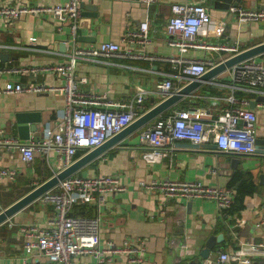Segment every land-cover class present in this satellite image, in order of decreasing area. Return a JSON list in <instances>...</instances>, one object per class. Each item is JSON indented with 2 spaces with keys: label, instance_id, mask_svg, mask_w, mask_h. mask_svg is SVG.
<instances>
[{
  "label": "crops",
  "instance_id": "crops-1",
  "mask_svg": "<svg viewBox=\"0 0 264 264\" xmlns=\"http://www.w3.org/2000/svg\"><path fill=\"white\" fill-rule=\"evenodd\" d=\"M66 1L0 0V7L29 10L63 5ZM176 3H196L207 9L216 26L222 28L218 38H205L212 45L234 46L239 52L264 42V21L239 23L227 15V10L211 8L209 0H89L82 5L93 7L94 11L81 12L79 25L73 34L67 23H60L50 13L25 12L8 23L0 18V162L16 170V177L12 180L0 178V209L60 169V154L53 148H48L43 154L34 152L32 160L25 163L20 159L14 142L36 144L41 141L45 128H55L64 106V95L60 89L64 81L51 73L27 74L22 71L63 63L71 42L79 48L114 42L121 50L127 49L131 55L140 58L99 59L107 63L77 61L75 77L85 80L77 84V92L82 97H100L102 101L118 103L142 89L146 92L144 105L147 110L164 98L157 94L156 84L174 72L171 64L156 58L179 56L165 33V25L171 17L170 6ZM237 5L245 9L264 8V0H241ZM87 13H95V16H88ZM144 21L147 23L148 42L129 43L124 37L125 31L137 29ZM229 55V52L214 49H189L183 53L185 58L208 60L213 65ZM258 59L264 60L260 56ZM5 83L34 86L39 90L7 93L4 91ZM185 83L174 80L171 92ZM229 83L225 71L212 79L210 84L194 91V96L184 97L159 116L192 106L218 113L229 105L225 97L230 95L229 89L218 84ZM243 95L246 97L233 95L232 104L240 105V99L253 102L255 136L264 138V107L258 105L261 100H256L258 95L253 93L244 92ZM96 107L103 106L98 104ZM21 114L39 117L37 131L29 132V139L21 140L17 135L15 118ZM159 116L141 126L138 133H130L109 147L105 153L83 166L81 172H77L116 176L123 189L103 196L99 202L79 204L75 213L91 215L98 210L102 242L109 240L119 244L124 239L142 240V261L136 264H176L182 260L185 263L188 258L174 254L173 250H190L186 243L190 239V244L199 252L206 237L211 234H222V240L216 242L206 256L214 259L218 251H229L240 242L260 243L264 247V229L254 227L255 220L264 213V185L258 183L259 170L255 168V158L219 151L211 141L194 143L182 139L174 142L168 156L146 162L141 158L145 146L140 143L139 133ZM84 152L77 150L74 159ZM252 168H255L251 171L255 175L253 192L244 196L241 209L226 215L219 212L213 200H166L158 192L147 191L138 185L139 180L163 179L198 180L208 186L228 187L234 172ZM54 215L55 211L49 204L36 200L5 221L7 225L0 229V264H20L24 256L19 225L45 224ZM201 258L198 253V264ZM250 259L249 264H264V254ZM73 263L95 264L89 255L78 256ZM113 264L127 263L120 258Z\"/></svg>",
  "mask_w": 264,
  "mask_h": 264
},
{
  "label": "built area",
  "instance_id": "built-area-1",
  "mask_svg": "<svg viewBox=\"0 0 264 264\" xmlns=\"http://www.w3.org/2000/svg\"><path fill=\"white\" fill-rule=\"evenodd\" d=\"M85 1L89 0H67L63 5L29 10L0 7V18L8 23L25 12L50 13L60 23H67L73 34L79 25L80 4ZM170 12L171 17L165 25V33L170 38V44L176 47L179 56L156 58L171 64L174 69L172 74L156 84V92L161 97L172 93L174 80L186 82L201 76L213 66L208 60L185 58L183 53L187 50L214 49L229 52L230 55L237 53L234 46L212 45L205 40L208 37L218 38L222 28L216 26L204 6L196 3H176L170 6ZM227 15L239 23H258L264 21V8L245 9L239 5H231L227 9ZM124 37L129 43H147V23L141 22L137 29H127ZM71 44L63 63L22 71L27 74L51 73L64 81L60 87L64 95V106L55 128H45L41 141L36 144L14 142L20 159L25 163L32 160L34 152L43 154L48 148H53L60 154L61 169L73 161L77 150L87 151L101 144L145 111L144 90L138 89L130 98L118 103L102 101L100 97L86 98L77 92V84L84 83L85 80L76 79L74 74L79 60L107 63L99 59L139 56L131 55L127 49L121 50L114 42H102L86 48H79L73 42ZM226 72L229 85L218 86L229 89L230 95L225 97L229 105L218 113L192 106L159 116L139 133L140 143L145 146L141 152L144 161L155 162L168 156L174 142L182 139L194 143L211 141L217 150L228 153L249 155L253 152L255 112L247 107L246 99H240L238 106L232 104V93L244 91L264 95V60H259L258 57L248 59L232 66ZM24 90L37 92L39 89L34 86L23 87L19 83L4 85V91L7 93ZM98 104L103 107H96ZM258 105L264 107V102H258ZM15 177L16 170L3 166L0 162V178L12 180ZM138 185L147 191L158 192L166 200H213L223 215L234 194L230 187L208 186L198 180H139ZM122 189L116 176L80 173L70 175L42 193L37 200L42 204H49L55 215L45 224L28 223L18 226L24 251L20 264H74L76 257L86 255L91 256L95 264H113L120 258L127 264L140 263L142 240L124 239L119 244L109 240L102 242L99 237L97 209L91 215L71 214L74 206L99 202L103 196ZM254 227L264 229V213L255 220ZM258 254H264V247L260 243L240 242L229 251H218L215 259L201 258L199 264H249L250 258Z\"/></svg>",
  "mask_w": 264,
  "mask_h": 264
},
{
  "label": "water",
  "instance_id": "water-1",
  "mask_svg": "<svg viewBox=\"0 0 264 264\" xmlns=\"http://www.w3.org/2000/svg\"><path fill=\"white\" fill-rule=\"evenodd\" d=\"M210 7L213 9L227 10L231 5H237L241 0H209ZM80 10L83 12L94 11L93 7H88L80 4ZM88 16L94 17L95 13H87ZM264 54V42L257 45L246 48L233 55L225 57L221 61L215 63L201 76L188 80L186 83L177 89L175 92L165 96L157 103L153 104L150 108L138 115L134 120L128 123L118 132L112 134L106 138L101 144L85 151L77 158L73 159L67 166L62 167L58 171L51 174L49 177L44 179L42 182L34 186L32 189L27 191L25 194L0 209V225L7 221L14 214L27 207L32 202L36 201L39 196L45 191L55 187L60 181L69 177L70 175L81 172V168L89 163L91 160L97 158L102 153L118 143L122 139L126 138L130 133H138L141 126L149 122L153 118L161 115L165 110L170 108L176 102L182 100L184 97L194 96L192 93L202 87L204 84H210L211 80L217 75L224 73L232 66L246 61L248 59L256 58ZM256 100L264 101V95L256 96ZM253 102L249 101L248 108H252ZM39 121V117L34 114L29 115H16L15 122L17 124L16 131L17 135L21 140L29 139V132L37 131L36 124ZM249 156L255 158V168L259 170L257 173L258 183L264 185V138L254 137V150ZM222 240V234L208 235L203 243V247L199 250V256L202 258L206 257L209 250L218 241Z\"/></svg>",
  "mask_w": 264,
  "mask_h": 264
},
{
  "label": "trees",
  "instance_id": "trees-1",
  "mask_svg": "<svg viewBox=\"0 0 264 264\" xmlns=\"http://www.w3.org/2000/svg\"><path fill=\"white\" fill-rule=\"evenodd\" d=\"M261 58L264 59V54L260 56ZM244 92L241 91H236L233 93L234 96H239V97H246L243 95ZM246 95V94H245ZM167 115V114H163ZM252 170H255V168H252L251 170H245V171H236L232 174L230 177L227 185L230 188L234 189V194L232 195L231 202L229 204V207L225 210L224 215L227 214H232V212L239 210L242 208V202L243 198L245 195L251 194L254 190V173H251ZM244 172V173H240ZM250 173V174H249ZM78 206H74L72 208V213L76 215V209ZM80 208V207H79ZM7 225V223H3L0 225V229L4 228V226ZM183 261V260H182ZM180 261L179 263L176 264H185L184 261Z\"/></svg>",
  "mask_w": 264,
  "mask_h": 264
},
{
  "label": "rangeland",
  "instance_id": "rangeland-1",
  "mask_svg": "<svg viewBox=\"0 0 264 264\" xmlns=\"http://www.w3.org/2000/svg\"><path fill=\"white\" fill-rule=\"evenodd\" d=\"M191 242H192V240H190V239H188L186 242L188 247L190 248V250L186 251V250L180 248L182 250H173V253L181 255V256L183 255L184 257L188 258L185 261V264H198V262L196 261L198 251H195L194 245L190 244Z\"/></svg>",
  "mask_w": 264,
  "mask_h": 264
}]
</instances>
